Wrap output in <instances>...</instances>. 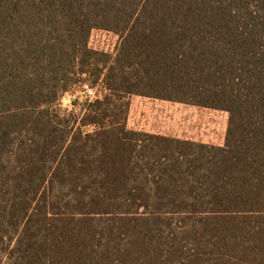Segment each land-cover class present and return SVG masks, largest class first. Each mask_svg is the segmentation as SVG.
<instances>
[{"label":"trees","instance_id":"16d2710c","mask_svg":"<svg viewBox=\"0 0 264 264\" xmlns=\"http://www.w3.org/2000/svg\"><path fill=\"white\" fill-rule=\"evenodd\" d=\"M132 96L224 145L129 130ZM0 264H264V0H0Z\"/></svg>","mask_w":264,"mask_h":264},{"label":"built area","instance_id":"2783aa9c","mask_svg":"<svg viewBox=\"0 0 264 264\" xmlns=\"http://www.w3.org/2000/svg\"><path fill=\"white\" fill-rule=\"evenodd\" d=\"M111 36L113 37L114 33L112 34L110 31L92 30L88 39L89 49L98 52L104 51L105 53L110 45L109 42L111 40L109 38ZM98 39H100L99 42L101 44H97ZM104 40H106L107 44L105 48H102ZM112 47L113 46H110L109 48ZM81 92L79 98L80 102H93L102 98L101 94L97 95L95 89L88 86H83ZM139 112H141V115ZM228 118V113L224 111L172 103L152 98H140L138 102L130 101L126 126L132 131L147 132V134L150 133L154 135L156 132L153 128H166L169 127L170 124H178L177 127H186L191 133L199 132L202 136L207 134L211 141L215 140L217 134L220 132L221 137L218 139L217 147H222L225 143ZM146 128L150 131H146ZM188 129H186L185 132H187Z\"/></svg>","mask_w":264,"mask_h":264},{"label":"rangeland","instance_id":"374dc122","mask_svg":"<svg viewBox=\"0 0 264 264\" xmlns=\"http://www.w3.org/2000/svg\"><path fill=\"white\" fill-rule=\"evenodd\" d=\"M109 39L111 40L109 42V44H110L109 47L110 46H113V47L112 48L108 47L105 54H107L111 57H114L116 52H117V48L119 46V43H120V37H119V35L114 34V36L113 37L111 36ZM99 40L100 39L97 40V44H101L99 42ZM106 44H107L106 40H104L102 43V48H105ZM100 52L104 53V51H100ZM93 89H95L97 95L101 94L102 97L108 93L107 91L104 90V88L101 85H97ZM81 91H82V87L77 86L72 92L65 95L64 98L62 99V102H60L61 108L62 109H68V110L71 109L72 108L71 102L73 100H78V102H79V98H80L81 93H82ZM72 96H73V98H72ZM131 98L132 97H129L128 101H129V99L131 101ZM172 103H174V102H172ZM179 104H181V103H179ZM154 129H156L155 130L156 134H154V135H157V136H163V137H168V138H173V139H179L178 137H180L183 139H179V140L190 141V142L200 143V144L213 145V146H217L218 139L221 137V133L219 132V134H217L216 139L211 141V140H208V138L206 137L207 134H205V136H202V134L199 132H196V133L192 132L191 133L188 128L182 127V126H179L178 131H175V130L173 131L172 128H153V130ZM168 129H170V130H168ZM186 129H188L187 132H185ZM145 130L150 131L147 128Z\"/></svg>","mask_w":264,"mask_h":264},{"label":"crops","instance_id":"0c3cea01","mask_svg":"<svg viewBox=\"0 0 264 264\" xmlns=\"http://www.w3.org/2000/svg\"><path fill=\"white\" fill-rule=\"evenodd\" d=\"M140 98H145V97H139V96H132V98H131V101H134V102H138L139 100H140ZM145 99H148V98H145ZM146 104V103H145ZM146 107H148V106H146ZM139 114L141 115V112H139ZM178 126V124H170V126L169 127H166V128H172V130L174 131H178L179 129V127H177ZM156 130V129H155ZM168 130H170V129H168ZM204 136V135H203ZM207 138H208V140H210V138H209V136H206ZM205 137V138H206ZM179 139H183V138H180V137H178Z\"/></svg>","mask_w":264,"mask_h":264}]
</instances>
